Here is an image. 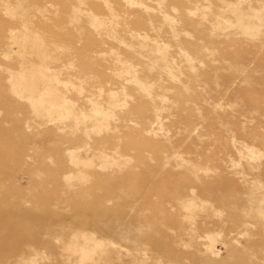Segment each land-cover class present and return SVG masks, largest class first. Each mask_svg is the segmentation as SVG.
<instances>
[{
    "label": "rangeland",
    "instance_id": "rangeland-1",
    "mask_svg": "<svg viewBox=\"0 0 264 264\" xmlns=\"http://www.w3.org/2000/svg\"><path fill=\"white\" fill-rule=\"evenodd\" d=\"M167 263L264 264V0H0V264Z\"/></svg>",
    "mask_w": 264,
    "mask_h": 264
},
{
    "label": "bare ground",
    "instance_id": "bare-ground-1",
    "mask_svg": "<svg viewBox=\"0 0 264 264\" xmlns=\"http://www.w3.org/2000/svg\"><path fill=\"white\" fill-rule=\"evenodd\" d=\"M40 76H42V73L39 70V68H36V69H34V71L32 72L30 77L20 78L19 84L22 87V89L25 90L26 92L34 93L36 91V82L40 78ZM44 99L45 98H43L41 101L42 104H46V101ZM96 237H98V236H96ZM96 237H95V235H92V234L84 235L83 236V245H85L84 248L88 249L87 247L91 244V242L95 243V246H97V247L100 246V243L98 242V239ZM104 242L106 243V241H104ZM101 243L104 244L103 242H101ZM81 252H83V251H81ZM84 252H86V251H84ZM84 258H86V255ZM167 264H171V263H167Z\"/></svg>",
    "mask_w": 264,
    "mask_h": 264
}]
</instances>
